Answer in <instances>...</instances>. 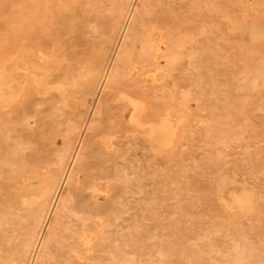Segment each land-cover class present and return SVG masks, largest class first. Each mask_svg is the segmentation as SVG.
<instances>
[{
	"label": "rangeland",
	"instance_id": "rangeland-1",
	"mask_svg": "<svg viewBox=\"0 0 264 264\" xmlns=\"http://www.w3.org/2000/svg\"><path fill=\"white\" fill-rule=\"evenodd\" d=\"M31 1L32 0H0V17L2 18V19H0V21H2L3 24H5L4 25L5 27H4L2 25V23H0V32H1L0 33L1 34L0 35V122H1L0 123V264H3V263L4 264H15V260L13 259V257L10 254V253H12L11 248H13V242L15 241V239L11 238V237H14V234H15L12 231V228H13L14 221L24 222L26 220L24 210L28 205L26 203H23V202L25 199H27L28 191L31 190L37 184H39L38 183L39 182L38 174H39V171H41L43 169L38 168L39 171L38 170L35 171L36 173H34V172L32 173V171H31L32 166L39 159V144H40L39 141L41 140V137L44 134H46L47 131L49 130L50 123L53 121V119L57 118L55 113L57 112V110H59V109H57V107L60 105V100L62 98L63 92L65 91V88H66L65 85H66V82L68 79L67 77H68L70 71L74 70L73 66L74 65L77 66L78 64H80L77 62H79L80 58L83 57L82 56V49H81L82 44H84L85 41L86 42H92V41L98 39V38H95V36H94L95 33L91 34V31H89V32H87V31L92 30L93 26H91V25H94L95 21H97L96 22L97 24L95 23L94 26H97L98 24L101 23L102 20L105 21L106 16L108 15V10L106 9L108 3L106 0H102V1L101 0H96V1H94V0H48V1L47 0H38L37 1L36 0L37 2L35 0H33L32 2ZM92 1H93V3H95V4H93V6L90 5L92 3ZM127 1H128V3L126 2V4H125V11L119 15L120 17L122 16L120 18L121 23L118 26V28L114 31V34H113L111 40L109 41L110 43L109 42L106 43L107 46L105 49L106 52H105V60L103 62V66L106 65V61L112 57L113 51H115V47L117 46V44L120 40L119 38L121 37L122 28H123V26H125V23L128 22L127 19L129 16H127V15L130 12L129 9L133 7V3L136 0H127ZM140 1H142V0H138L137 2H140ZM148 1L152 2L150 10L154 13H158V11L163 13L165 11L164 13H166V14H170V13L172 14L173 12L176 11L175 10L176 8H177V10L180 9L175 14L173 13L172 15L174 17H177L178 16L177 14H179L178 17L179 18L183 17V18H181L183 20V22L186 21V19H187V21L184 22V24L186 23L185 24V29H186L185 34H186V37L188 39L187 47L191 49L193 47V45L191 44L194 42L193 39H195V41L197 40L194 43V47L192 48V50L194 49L195 53H193V55H189V56L187 55L185 57L177 58L178 61L175 60V62L173 64V65H175L174 69L172 70L173 72L171 71V74H173L171 79L174 77L172 82H174V83L176 82L174 84L176 87L171 82V84H172L171 89L176 88V94L179 95L178 97L181 96V98H177L178 101H180V99H181V102L184 101L182 103L186 107V108L185 107L184 108H185V112H186L187 117H184V119L185 118L186 119H185V121L183 120L184 121V122H182L183 125L181 124L182 125L181 126V132L182 131L185 132V133L182 132V136L184 138H186V140L182 136H181L182 138L180 137L181 139H179V138L177 139V136H176L166 146V149L164 148L162 150V149H158V148L151 146L149 144V142L146 140V138H144L142 136L141 137H142V139L144 138V142L141 141L139 138L128 140V138L126 136L127 134H123V138H121V143L119 146L120 149L117 152V156H118L117 157V163L114 164L117 167V172L115 174V180L113 183L114 184V191L111 194H109L110 196L107 195L109 197L106 196V198L102 197V198L97 200V203H99L100 205H102V204L106 205L108 202H113L112 204L115 207L117 206L115 211L108 213L107 216L105 217L104 226H106V227L109 226V227L107 229H104V228H106V227H104L103 229H104L105 233L101 234V236H103V237L100 236L102 240H105L107 237H109V240L106 239L104 241L105 242L104 243L105 245H104L102 240L99 238V241L101 240L99 242L101 245L97 244V247H95V251H94V258L92 259V261L91 260L89 261L90 263L88 262L87 264H110L109 262H111L112 264H114V263L117 264L116 259L119 257L120 254H122V255L124 254L123 256L126 255L125 257H129L128 259L130 260V262H128L127 264H132V263L133 264H150V262H151L150 260L153 257L156 259L158 256V255H156V251L158 249H162V247H163L164 251L168 250L167 252H165V255L169 260H171V261L168 260L167 264H191V263L192 264L193 263L194 264H196V263L197 264H211L212 262H216L215 264H220V263L221 264H244V262H246V264H264L263 263L264 262V258H263L264 253H262V252H264V246H263L264 245V240H263L264 239V237H263L264 231L262 230V229H264L263 228L264 215H262L264 212V203H263L264 202V198H263L264 197V191H263V189H264V175H263L264 174V172H263L264 171V158H263L264 157V111H263L264 110V106H263L264 100H263V98L264 97H262V95H261V97H260L261 99L258 98L260 96V94H263V96H264V91H263L264 90V71H263L264 70V55H263L264 52H262L264 50V47H263L264 46V38H263L264 37V24H263L264 21L262 22V20H264L263 19L264 18V8H262V7H264V0H238L239 2L237 0H228L230 3L227 2V0H191V1H193V3L190 2V0H187V1L186 0H176V1L175 0H172V1H170V0H143V3L142 2H140L139 4L136 3L135 8H134L136 10L133 9L134 13L132 12V15H131L132 16V18H131L132 22H131V24H130V20L128 22V24L130 25L128 28V32L130 29H131L130 32L133 31V25H134L133 23H135V20L139 19L141 17V15L143 14L142 12H144L146 10L145 8H147V2ZM157 1L158 2L162 1V2L158 3ZM188 1L190 4H192V6L188 3H186ZM45 2H47V3L49 2V3L46 4ZM99 2H101V3L99 4ZM172 2H174V3H172ZM180 2H182L184 4H182ZM255 2H257V3H255ZM29 3L32 6H29ZM163 3L164 4L166 3L165 7H164V5H162ZM22 4H24L26 7H27V5L29 6L27 8V10H26V7H23ZM96 4H97L96 7H99L100 9L99 8L97 9L96 7H94V5H96ZM159 4L161 6H159ZM196 4H198V5H196ZM256 4L259 7H257ZM100 5L101 6L103 5L102 7L104 8V10ZM143 5H145V8ZM170 5H171V8L173 7V10L170 8ZM209 5H211V6L213 5V6L212 7L210 6L211 8L209 7V9H208L207 6H209ZM250 6L252 8L251 11L249 10ZM18 7H20V8L22 7L25 10V13L28 12L26 14V16H27L26 22L27 23H25V26H27V27H25V36H27V37H25L26 40H24V42H25L24 44H26V43H28V44L24 45V47H21L20 40H16V38H15V37L19 38L20 37L19 34H21V31L19 32L20 28H18V31L16 29L17 27L21 26L19 23H20V18H21L22 12H21V9H18ZM42 7L44 8L43 9L44 11L42 10ZM89 7L91 9H92V7H94L95 10L94 9L90 10ZM185 7H186V9H185ZM255 7L257 8V10H260L262 8L261 10L263 11V13H261L259 15H263V16L258 15V13L262 12V11L261 10L256 11ZM187 8L188 9L192 8V9H189V12H186V11H188ZM198 8H200L201 10H198ZM204 8H205V10H204ZM225 8H228V9H225ZM231 8H232V11H231ZM235 8L237 11H239V13H237V11L234 10ZM167 9L169 11H167ZM207 9L209 11L206 12ZM29 10H31V11H29ZM93 10H94V12H93ZM161 10H163V11H161ZM100 11H101L102 16L99 14ZM179 11H181V12H179ZM197 11H199V12H197ZM208 12H209V14H207ZM229 12H231L230 14H232V16L229 14ZM1 13H3V14H1ZM10 14H12V15H10ZM194 14H195V16H194ZM226 14L229 15L230 18L234 19V17H237L238 19L235 18V20H233V19L231 20L230 18H228L226 16ZM233 14L235 16H233ZM3 15L6 17H4ZM87 15L90 17H88ZM184 15L186 17L187 16L192 17V18H190V20H192V22H194V23H192L189 20V17L185 19ZM205 15H207V17ZM211 15H212V17L210 18ZM213 15H214V17H213ZM200 16H202V17H200ZM240 16H241V18H240ZM99 17H101V18H99ZM194 17H195V19H194ZM261 17H263V18H261ZM12 18H14V20ZM199 18L201 20H199ZM260 18H261V20H259ZM16 20H17V22H16ZM11 21H13V23L15 25ZM29 21H30V23H29ZM10 22L13 25L10 24ZM44 22L46 24H44ZM222 22H224V23H222ZM88 23H90L91 25ZM199 23H201L202 26L199 25ZM210 23H212L213 25L212 24L209 25ZM217 23H219V24H217ZM206 24H208V25H206ZM247 24H249V25H247ZM10 25H12V26H10ZM89 25L91 28L89 27ZM197 25H199V26H197ZM247 26L251 28V36L248 37V39L246 38V35L243 33V32H245V27H247ZM46 27H47V30H46ZM120 27H121V30H120ZM207 27H209V29ZM13 28H14V30H13ZM79 33H80V35H79ZM88 33H90V36ZM194 33L196 34V36L194 35ZM231 33L232 34L234 33V34L232 35ZM16 34L19 36H16ZM198 34H200L201 37ZM218 34H220V37L217 36ZM13 35H15V37ZM189 35H191V37L193 35L194 36L191 39V37ZM28 36H29V38H28ZM198 36H199V38L197 39L196 37H198ZM223 36L225 39H223ZM229 37L232 38V39L230 38L231 42L229 40ZM219 38L221 40H217ZM226 39H228V40H226ZM14 40H16L15 42H19V43H17V45H16ZM12 41L15 44V46H13L14 44L11 43ZM211 41H214V45L216 47L215 52L218 49L217 52L218 51L220 52V53L218 52V54H219V56L221 55L222 58L221 57H219L220 59L217 58L218 54H216L215 55L216 58L214 57L213 60L209 61V60H207L206 56H204L202 53H200V52H204L203 50L208 49V45ZM227 41L230 44V46L227 43ZM225 42H226V46H225ZM261 43H263L262 44L263 46L260 45ZM7 44L10 47L9 46L7 47ZM10 44H12V46ZM216 45H218V46L221 45V47H218ZM222 46H224V47H222ZM235 46H237L238 48ZM260 46H261V49H260ZM198 47L200 48L199 51H197ZM202 47H204V48H202ZM231 47H232V49L235 48V51L233 49L234 52L232 51ZM111 48H113V49H111ZM262 48H263V50H262ZM4 49H7V50H4ZM251 49H253V50L251 51ZM257 49H260L261 51L258 52ZM225 51H227V52H225ZM255 51H257L258 54L260 53L258 55L259 57L255 54L256 53ZM10 52H11V54H10ZM28 53L31 55V57L29 56ZM221 53L222 54L224 53V54L222 55ZM236 53H237V55L234 56V54H236ZM26 54H28V56ZM226 54H229V55H226ZM242 54H245L246 56L245 55L242 56ZM23 55H24V57H26V56L27 57L24 58ZM228 56L229 57L231 56V57L229 58ZM191 57H194V58L192 59ZM200 57H203V58H200ZM223 57H225L227 59H225ZM182 58H184V59H182ZM188 58H190V59H188ZM241 58L244 59V61L242 59L243 62L240 61ZM217 59H219V60H217ZM185 60H186V64L184 63ZM228 60L230 61L229 63H227ZM224 61H225V63H224ZM188 62H189V64H188ZM197 62H199V66H197V64H195ZM27 63H29V64H27ZM190 63H191V66H190ZM213 63L215 64V66ZM219 63H221V65L218 66ZM230 63L232 66L230 65ZM177 64H179V65H177ZM216 64H217V66H216ZM226 64H228V65H226ZM242 64H244V65H242ZM182 65L183 66L185 65L184 67H186V68H184ZM223 65H225L226 67L225 66L223 67ZM229 65L231 68L227 67ZM234 65L236 67L234 70H237V71H234L232 69V68H234ZM239 65H242L241 67H243V66L244 67L241 68V67H239ZM192 66H193V68H190ZM195 66H196V69L199 68L198 73L196 72V69H194ZM219 67H221L220 70L218 69ZM258 67H259V69H257ZM180 68L181 69H188V70H184L183 73H182V71L179 73V71L181 70ZM189 68L192 69L193 71L189 70ZM223 68H226V69H223ZM31 69H32V71H31ZM238 69L239 70L241 69V71H239ZM217 71H218V73H217ZM242 71H243V73L244 72L245 73L243 74ZM11 72H13V73L11 74ZM236 72H238L239 74L237 75ZM249 72H250V74L248 75ZM241 73H242V75H241ZM215 74H216V76H215ZM239 75H240V77H242V76L243 77L238 79ZM191 76L193 79L190 78ZM222 76H223V78H222ZM224 76H225V78H224ZM246 76H247V78H246ZM103 77L104 76L100 77L99 83ZM229 77H231V78H229ZM200 78H203V80ZM197 79H199L200 81ZM214 80H217L216 83ZM222 80H223V83L221 82ZM225 80H227V81H225ZM238 80H239V82H238ZM60 81H61V83H59ZM189 81H192L193 83L191 82L190 84H188ZM212 81H214V82H212ZM224 81H225V83H224ZM229 81H230V83H229ZM232 81H234V82H232ZM246 81L247 82L249 81V82L246 83ZM205 82L207 85L205 84ZM62 83H64V84H62ZM228 83H229V85H228ZM240 83L242 84V86H240ZM192 84H194V85L192 86V88L189 89L187 86H191ZM238 84L240 87L238 86ZM224 85H225V88H223ZM177 86H178V88H177ZM209 87H210V89H209ZM237 87H239V88L237 89ZM226 88H227V90H226ZM59 89H60V91H59ZM181 89H183V90L185 89L184 91L187 93L184 94V91ZM199 90H201V91H199ZM31 91H32V93H31ZM202 91H205L206 94ZM258 91H260V92H258ZM177 92H179V93H177ZM199 92H201V94H198ZM243 93L245 95H243ZM258 93H260V94H258ZM60 94H62V95H60ZM186 94H187V96H186ZM197 94H198V97L197 96L194 97ZM203 94H205V95H203ZM252 94H254L255 96L257 95L258 97L256 96V99H255V96L253 97ZM29 95H30V97H29ZM182 95L184 97H182ZM199 95H200V97L203 96V99H202V97L199 98ZM237 95H239V96H237ZM210 96H211V98H210ZM242 96H245L247 98V100L245 97H244L245 99L242 98ZM187 97L189 98V100ZM185 98H186V100H185ZM192 98H194L195 100ZM198 99H202L203 101L202 100L201 101L204 103L205 106L207 104L208 107L204 108L203 103H200L201 102L200 100L198 102ZM196 100H197V102H196ZM205 100H206V102L208 100H210V102L208 101L206 103ZM249 100H251V101H249ZM261 100H262V102H261ZM159 101L162 102V100H159ZM171 101L173 102V98L171 99ZM186 101H188L189 103ZM58 103H59V105H58ZM192 103H194V104H192ZM197 104L202 106L201 107L202 109L201 108L199 109L202 113L198 110L199 106ZM249 104H251V105H249ZM242 106H243V108H242ZM253 106L255 107V109ZM219 107L223 108V112H221L222 108L220 110ZM34 108H35V110H34ZM50 108H51V110L49 112ZM252 108L254 110L251 111ZM186 109L188 111H186ZM203 110H205V111H203ZM256 110L258 112H256ZM260 111L263 113H260ZM203 112H204V114H203ZM215 112H217V113H215ZM48 113H51V114H48ZM90 114H91V111H87V113L83 112V114L81 116H78L76 118L75 125L77 127L74 130L73 136H72V139H73L72 141H73L74 145H76L78 143L77 140L79 141L78 138L80 137L81 133H83L84 128H85V123L87 121V117ZM194 114H196L197 116ZM198 114H199V116H198ZM206 114H207V116H206ZM240 114H241V117H240ZM200 115H202V117ZM216 115L219 117H217ZM204 116L206 117L207 120L210 119L211 117H213L214 120L211 118L210 120H208L209 121L208 122ZM96 117H98V115L97 116L93 115L90 117V119L91 118L95 119ZM198 118H200V120ZM202 118H204V119H202ZM188 119H191V120L193 119V120L188 121ZM212 120L214 122H212ZM236 120L238 121V124H236L237 123ZM186 121H188L189 123ZM198 121H200V123ZM239 121H241V124ZM218 122H219V124H218ZM234 122H236V123H234ZM48 123H49V125H48ZM210 124H212V125H210ZM214 124H216L217 126ZM233 124L235 126H233ZM245 124H246V126H245ZM256 125L257 126L259 125V126L257 127ZM192 126H194V127H192ZM243 126H245V127L242 128ZM182 127H184V128H182ZM190 127L195 128L196 130L192 129V131H193V133H192ZM197 127H199V128H197ZM250 127H251V129L253 128L252 129L253 131L250 129ZM188 128L190 130L187 131L188 132V137H187L186 130ZM222 129H224V130H222ZM190 131H191V133H190ZM212 132H214V134ZM239 132H241V133H239ZM235 133H237V134H235ZM193 134H194V137H193ZM229 134L231 137L228 136ZM218 135H219V137H218ZM257 135L258 136L260 135L259 136L260 139ZM254 136H255V138H254ZM38 138H39V140H38ZM202 139H203V141H202ZM253 139L254 140L256 139V141H254ZM182 140H183V142H182ZM186 141H187V143H186ZM201 141L204 143H201ZM222 141H224V142L222 143ZM241 141H242V143H241ZM252 141H254V143ZM32 142H34V143L32 144ZM219 142H220V144H219ZM251 142L253 143L252 146H251ZM243 143L245 145H243ZM2 144H4V145H2ZM207 144H208V147L206 146ZM213 144L215 145V147L212 146ZM228 144L229 145L231 144V145L229 146ZM233 144H235V145H233ZM219 145H223V146H219ZM237 145H239V146H237ZM261 145H262V147H261ZM185 146H186V148H185ZM220 147L221 148L226 147V148L221 149ZM229 147H230V149H229ZM246 147L250 148V149L247 150ZM19 148L22 150H20ZM236 148L237 149L239 148L238 151ZM241 148H243V149H241ZM148 149L150 150V152L151 151L152 152L149 153ZM182 149H184V150H182ZM186 149H188V151ZM231 149H233V150H231ZM253 149H254V151H253ZM23 150H25V151H23ZM203 150L206 151V153ZM217 150H218V152L216 153ZM228 150L230 153L228 152ZM234 150L236 151V153ZM222 151L225 152L223 155H222ZM239 151L240 152L246 151V152L245 153H239ZM248 151H251V153L249 152L250 153L249 154ZM261 151H262V153H261ZM162 152H165V153H162ZM207 152H208V154H207ZM226 152L229 154H227ZM257 152L259 154H257ZM260 153L263 154V156ZM184 154H186V156H184ZM235 154L238 155L239 157L235 156ZM254 154L257 156V158H256V156H254ZM163 155L165 157H163ZM137 156H139V157H137ZM180 156H184V157L181 158ZM195 156H196V159L194 158ZM175 157H177V158H175ZM235 157L239 158V160L237 161V159H234ZM242 157H244V160ZM245 157H247V158L250 157V158L247 159ZM35 158H37V159H35ZM222 158L224 160L223 163L221 162V161H223ZM258 158L260 159L259 161L261 163L258 161ZM178 159H180V160H178ZM204 159H206V160H204ZM217 159H219V161ZM216 160H217V162H215ZM67 161L69 162V160H67ZM182 161H184V162H182ZM186 161H188V162L186 163ZM68 162H66V164L64 165V168H66V169L68 167ZM165 162H166V164L163 165V163H165ZM173 162H175V163H173ZM198 162H199V164H198ZM228 162H229V164H228ZM171 163H173V164H171ZM226 163L228 165V169H227ZM233 163H234V165H233ZM235 163H237L236 165L238 168H236ZM185 164H187L188 166ZM215 164H217V165L215 166ZM253 164H255V165H253ZM91 165L94 166L95 164L92 163ZM137 165H139V166H137ZM189 165H191V166H189ZM251 165H253L254 167H251ZM172 166H174V167H172ZM175 166H176V168H175ZM178 166H180L181 168L179 167L177 169ZM205 166H207V167H205ZM211 166H212V168H211ZM257 166H258L259 170L261 169L260 173L263 172V174L258 173L259 171L256 172V170H258V169L257 168L255 169V167H257ZM152 168L153 169L155 168V170H153ZM66 169H64V170H66ZM159 169H160V171H158ZM214 169L217 173L215 171H213ZM247 169L250 171L248 172ZM188 170H190V171H188ZM220 170H221V172H220ZM251 170H252V172H254V170H255L254 175L251 172ZM155 171H156V176L154 175ZM157 172H159V173H157ZM163 172L164 173L167 172L166 175ZM203 172H204L205 176H204ZM211 172H212V174H210ZM181 173H184V175ZM207 173H209V174H207ZM167 174L168 175L170 174L171 176L169 175V177H168ZM130 175H132V176H130ZM209 175H213V177H211ZM235 175L237 176V178L235 177ZM32 176H35V177L32 178ZM154 176H155V178L153 179ZM183 176H184V178H183ZM252 176H254V177H252ZM71 177H72V175H71ZM232 177H234V178H232ZM166 178H168V179H166ZM177 178H178V181L176 180ZM225 178H227V180H225ZM230 178H231V180H230ZM35 179L38 180V182ZM129 179H131V180L127 181ZM143 179H144V181H141ZM233 179H237V180H233ZM245 179H246V181H245ZM257 179H258V181H257ZM146 180H148V181L146 182ZM21 181H22V183L23 182L24 183L22 184ZM214 181H215V183H214ZM228 181H229V183H228ZM129 182H131V183H129ZM173 182H175V183H173ZM181 182L184 184H181ZM209 182L210 183L212 182L213 184L212 183L210 184ZM226 182L228 183V185L231 184V186L227 185V187H226ZM253 182L256 184L258 183V185L254 184ZM223 183H225V184H223ZM236 183H238V184H236ZM249 183L252 184V186L254 185L253 186L254 188ZM174 184H176V187L174 186ZM20 185H21V187H20ZM234 186H235V188H234ZM247 186H248V190H247ZM187 187H189V188H187ZM230 187H232L234 189V191ZM255 187L256 188L258 187L259 189L257 188L258 189L257 190V189H255ZM178 188H180L182 190H180ZM192 188L194 189L193 191H192ZM214 188H216V189H214ZM229 188L231 191L229 190ZM25 189H27V190H25ZM199 190H201V192ZM213 190H215V191H213ZM219 190L221 192H219ZM182 191H184V192H182ZM190 191H191V194H190ZM196 191H197V193H196ZM238 191L240 193H237ZM258 191L261 192V195H260V192H258ZM181 192H182V194H181ZM227 192H228V194H227ZM247 192H248V194H246L247 197H245L243 195V193H247ZM256 192H257V194H255ZM232 194L235 195L234 198H237V199L232 198L233 197V196H231ZM197 195H199L200 197ZM238 195H239V197H237ZM251 195L254 197H252ZM256 195L259 198L255 197ZM17 196L19 197L20 203H19V201L15 203V199L17 198ZM223 196H224V198H222ZM240 196L241 197L243 196V197L241 198ZM23 197H25V199H22ZM194 197L196 199H194ZM212 197H214L215 199ZM260 197H261V199H260ZM133 198L136 199L135 202H134ZM153 198H155V199H153ZM161 198L163 199V201ZM140 199H141V202H139ZM150 199L151 200L153 199V200L151 201ZM204 199H206V200L204 201ZM238 199L239 200L243 199V201H241V203H240V202L236 201ZM256 199H258V200H256ZM130 200H131V202H130ZM193 200H195V201H193ZM233 200L236 202V204H235V202H233ZM105 201H106V203H105ZM132 201H133V203H132ZM215 201L218 203H216ZM227 201H230V202L228 203ZM176 202H178V203H176ZM203 202H206V203H203ZM237 202H238V204H237ZM244 202L246 204H244ZM252 202H255V203H252ZM126 203L128 204V206ZM202 203H203V205H202ZM147 204H148V206H147ZM15 205H17V206H15ZM140 205H141L142 209L139 207ZM151 205H152V207H151ZM252 206L254 208L251 212ZM18 207H20L21 209L23 208L22 209L23 211ZM47 207L48 208L50 207L49 203H47V205L45 206V210ZM119 207H120V209H119ZM204 207H206V208H204ZM228 207H231V208H228ZM248 207H249V209H248ZM17 208H18V210H17ZM132 208H134V209L132 210ZM227 208H228V210H225ZM241 208L244 209L245 211H243ZM259 208L261 211L257 210ZM130 209H131V211L129 212ZM147 209H148V211H147ZM45 212L46 211H44L43 213L46 214L47 212L46 213ZM233 212H235V213H233ZM248 212L249 213L254 212V213L251 214L252 215L251 216ZM57 213H58V215L55 214L54 215L55 217H53V219L58 220L59 217H60V219L62 218L61 224H58L59 225L58 227L61 230H63L64 232L67 231L69 229V227H72L71 226L72 223L69 221H71V219H73V218L74 219L78 218V216L75 215L76 214L75 211L74 212L73 211L67 212L64 210V206H60L57 209ZM59 213H61L60 216H59ZM225 213H226V215H225ZM260 213H261V215H260ZM73 215L76 217H73ZM121 215H123V216H121ZM126 215H127V217H126ZM241 215H243V216L241 217ZM244 216L245 217L247 216V217L243 218ZM254 216H256V217L254 218ZM129 217H131V220L129 219ZM12 218H13V220H11ZM186 218H188V219H186ZM238 218H240V219H238ZM260 218L261 219L263 218L262 219L263 221ZM182 219H184V220H182ZM205 219H207V220H205ZM237 219H238V221H237ZM244 219L246 222L243 221ZM115 220H116V222H115ZM188 220H189V222H187ZM192 220L193 221L196 220V221L193 222ZM228 221L229 222L231 221L230 223L232 225ZM137 222H139V224H136ZM181 223H184L186 226L184 224H181ZM187 223H188V225H187ZM197 223H198V225H196ZM253 223H255V224H253ZM227 224H228V226H227ZM247 224H248V226H247ZM250 224H252L251 228H250V226H251ZM261 224H263V225H261ZM177 225H181V227L180 226L177 227ZM182 225H184V226H182ZM241 225H245V226L242 227ZM56 226H57V224H56ZM110 226H113L112 227L113 229H111ZM119 226H120V228H119ZM226 226H227V228H226ZM234 226H236V227H234ZM259 226L260 227L262 226V229ZM177 228H178V230H177ZM188 228L191 230H188ZM259 228H260V230L258 232L256 229H259ZM174 229H176V231ZM116 230H117V232H116ZM236 230H237V232H236ZM107 231H109V232H107ZM168 231H169V233H168ZM171 231L172 232L175 231V232L172 233ZM178 231H179V233H178ZM189 231H191V232H189ZM218 231H219V233H218ZM256 231H257V233L255 235L254 233ZM49 232H50V234H49ZM111 232L114 233V237H115L116 233H119V235L116 234V237L114 238L113 233L110 234ZM132 232H133V234H132ZM159 232L160 233L163 232V234H160ZM125 234L127 236H125ZM200 234L202 236H200ZM208 234H209V236L211 235L212 237L211 236L209 237ZM117 235H118V237H117ZM148 235H149V237H148ZM180 235H182V237H180ZM219 235H220V237H219ZM254 235H255L254 239H256L254 241H257V242H254L252 240ZM47 236L45 237L44 241L48 242V243L43 242L44 243V244H42V247L44 246L43 248L40 246L43 250L39 247L38 251H37V248H35L36 244H35V246H32L31 247V250H32L31 253L32 254L29 253L28 257H26L24 259V261H23L24 264H26V263L27 264H36L37 260H38L37 264H61L62 261H63L62 264H67V263L68 264L69 263L70 264H77V260H75L73 263L70 262L69 249H68V247L65 246L68 244L67 239H64L65 241H63L61 239V237H58L60 240L57 238L51 237V236H53L52 230L48 231ZM105 236H107V237H105ZM146 236H147V239H146ZM185 236H186V238H185ZM204 236H206L207 238ZM232 236H233V238H232ZM249 236L250 237L252 236V238H250ZM5 237H7L8 240ZM104 237H105V239H104ZM138 237H140L141 239ZM47 238H49L50 240H48ZM124 238H126V239H124ZM127 238H129V239L127 240ZM159 238H160V241H162V242L159 241ZM183 238L186 241L188 240V242H186ZM192 238H193V240H192ZM247 238H248L249 243L251 242L249 239L252 240V242H251L252 245H251V243H250V245L246 244L248 242V241H246ZM51 239H54V240H51ZM110 239H111V241H110ZM180 239H182L183 241H181ZM207 239H209V243H208V241H206ZM212 239H214V240H212ZM155 240H158V241L155 242ZM194 240H198L199 242L196 241L197 242L196 243ZM210 240H211V242H210ZM261 240H262V242H261ZM7 241H8V243H7ZM10 241H11V243H10ZM49 241H51V242H49ZM147 241H151V242L153 241V242L151 243V242H147ZM124 242H125V244H124ZM181 242H185L184 244L187 243L188 246H187V244H186V246L183 243L181 244ZM258 242H260L259 245H257ZM60 243H63V244H60ZM244 243H245V245L242 246V244H244ZM59 244H60V247L58 246ZM102 244H103V246H102ZM106 244H107V246L108 245H110V246L107 247ZM111 244L113 247L111 246ZM189 244H190V246H189ZM235 244L237 246H234ZM175 245L178 247L181 246V248L183 250L180 248L176 249ZM240 245L242 246V248ZM246 245L250 247L249 250H248L249 247H247ZM45 246H47V247H45ZM104 246L106 247L107 250L104 248ZM120 246H122V247L124 246L125 248L124 247L122 248ZM151 246L153 249L151 248ZM194 246H196V247L198 246V247L196 248ZM251 246H259V247L251 248ZM61 247H63V248H61ZM115 247H116V249H115ZM169 247H170V249H169ZM188 247H190V248H188ZM208 247H209V249H208ZM96 248H98L99 251H101L102 253L100 252L101 253L100 254L99 251L97 253L98 249H96ZM112 248H113V250L109 251ZM172 248H174V249L172 250ZM191 248H192V250H191ZM256 248L258 249V251H257L258 254H257V257L255 258L254 256H256V255L253 256L252 254L255 253V251L257 250ZM123 249L126 250L125 253H124L125 250H123ZM188 249H190V253H192L191 256H190V254H188V251H189ZM204 249L206 250L208 255H207V253L202 252ZM115 250H116V253H115ZM118 250L121 251L120 254L118 253ZM122 250H123V252H122ZM205 250H204V252H205ZM237 250H240V251L237 252ZM250 250L253 252H251ZM39 251H41V252H39ZM183 251H184V253H183ZM7 252H10V253H7ZM110 252L115 253L116 255L111 254ZM197 252H198V254H197ZM35 253H38V254L35 255ZM44 253L47 254V257H46V255H44ZM129 253L130 254L132 253L131 255H133V257ZM172 253H174V254H172ZM234 253H235V255H237V258L239 257L238 260H236L237 263H236V261L233 260V256H235ZM8 254H9V256H8ZM127 254L130 256H128ZM154 254H155V256H154ZM187 254H188V256H186L187 257L186 258L185 255H187ZM215 254H216V261L214 260ZM63 255H64V257H63ZM173 255H175V259H174ZM239 255H242V256H239ZM36 256H37V258H36ZM149 256H150V258H149ZM38 257H39V259H38ZM105 257L110 258V260L106 259ZM140 257H141V259H140ZM145 257H147V258H145ZM179 257L180 258L185 257V259L182 258L181 259L182 261H181V260H178V259H180ZM102 258H103V260H101ZM138 258L142 261H140ZM209 259H211V260H209ZM261 259H262V262L258 263V260H261ZM58 260H60V263ZM106 260H108V261H106ZM154 260L152 259V262ZM175 260H178L180 262H178V261L176 262ZM30 261H32L34 263H32ZM120 261H119V259H117V262L119 264L121 263ZM106 262H108V263H106ZM151 264H154V263H151ZM212 264H214V263H212Z\"/></svg>",
	"mask_w": 264,
	"mask_h": 264
},
{
	"label": "bare ground",
	"instance_id": "bare-ground-1",
	"mask_svg": "<svg viewBox=\"0 0 264 264\" xmlns=\"http://www.w3.org/2000/svg\"><path fill=\"white\" fill-rule=\"evenodd\" d=\"M33 1V0H32ZM31 1V2H32ZM36 1V0H35ZM38 1V0H37ZM36 1V2H37ZM48 1V0H47ZM96 1V0H94ZM102 1V0H101ZM108 5L106 7V9L108 10V15L106 16V19L105 21H101L100 24H98L97 26H94L95 23L97 21H95L94 25H91L93 26L92 27V30H88L87 32L91 31V34L92 33H95L94 36L95 38H98L97 40H94L92 42H86L84 44H82V58H80L79 62L77 63H80L78 64L77 66H73V69L74 70H71L69 75H68V79H67V82H66V88H65V91L63 92V95H62V98L60 100V105L58 103V107L57 109V112L55 113L57 118L53 119V121L50 123V128L49 130L47 131L46 134H44L42 137H41V140L39 141L40 144H39V159L38 161H36L34 163V165L32 166L31 168V171L32 173H36L35 171L38 170V168H42L43 170L39 171V182L38 180H36L39 184H37L36 186H34L31 190L28 191V194H27V199H25V197H23L22 199H25L23 203H26L27 207L25 208L24 212H25V218L26 220L24 222H16L14 221L13 223V228H12V231L15 233L14 234V237H11L12 239H15V241L13 242V248L12 249V253L10 252H7V253H10L11 256L13 257V259L15 260V264H24L23 261L26 257H28L29 253H31V247L32 246H35V248H37V251H38V248L41 246L42 247V244H44L43 242L45 237L48 235V231L49 230H52V234L53 238H57L59 239L58 237H61V239L63 241H65L64 239H67L68 241V244L65 245L66 247H68L69 249V253H70V262H74L75 260H77V264H87L90 260L92 261V259L94 258V251H95V247H97V244L99 245L100 241L102 240L101 237V234L102 233H105L104 232V229H107L108 227L104 226L105 224V217L107 216L108 213L112 212V211H115L116 210V207L112 204L113 202H108L106 205H100L99 203H97V200L102 198V197H105L109 194H111L113 191H114V180H115V174L117 172V167L114 165L117 163V152L118 150L120 149L119 146H120V143H121V138H123V134H127V138L128 140H132V139H136V138H139L141 141L144 142V138H146V140L149 142V144L155 148H158V149H166V146L177 136V139H181L183 136H182V132H181V126L183 125L182 122L185 121L184 117H187L186 116V112H185V105H183L182 101L181 102V99L180 101H178L177 98H181L178 97L179 95L176 94V88L174 89H171V82L173 81V78L171 79V77L173 76V74H171V71L174 69V62L175 60L178 61L177 58L179 57H185V56H189V55H193L194 52V49L192 50V48L194 47V43L197 41H195V39H193V43H191L193 45V47L190 49L187 47L188 45V39L186 37V29H185V24L184 22L187 21L186 18H188L189 16H185V19L186 21L183 22V20L181 18H179V14H177L178 16L177 17H174L172 14L176 13L178 10L177 8L175 9L176 11L173 12L172 14H166V13H161L160 11H158V13H154L150 10V7H151V1H148L147 2V8H145V5L144 8L146 9L144 12H142L143 14L141 15V17L137 20H135V23H133V31L128 32V28H129V20H130V24L132 22V12L134 13L133 9L135 8V5L136 3H140L142 2L143 3V0L140 1V2H137L138 0H136L134 3H133V7L130 8V12L128 13L127 16L128 19H127V23H125V26H123L122 28V33H121V37L119 38V42L117 44V46L115 47V51H113V55L110 59H108L106 61V65L103 66V62L105 60V49H106V43L109 42L114 34V31L118 28V26L120 25L121 21H120V17L119 15L125 11V4L126 2L128 3L127 0H106ZM172 1V0H170ZM176 1V0H175ZM187 1V0H186ZM238 1V0H237ZM27 2V1H26ZM145 2V1H144ZM158 2V1H157ZM162 2V1H160ZM158 2V3H160ZM185 2V1H184ZM190 2L193 3V1L190 0ZM206 2V1H205ZM227 2H229L227 0ZM236 2V1H235ZM234 2V3H235ZM239 2V1H238ZM35 3V2H34ZM46 4H48L47 2H45ZM44 3V4H45ZM101 2H99L100 4ZM104 3V2H103ZM141 3V4H142ZM174 3V2H172ZM182 3V2H180ZM188 4V2H186ZM185 3V4H186ZM230 3V2H229ZM257 3V2H255ZM254 3V4H255ZM261 3V2H260ZM43 4V5H44ZM93 1L92 3L90 4L91 6H93ZM140 4V5H141ZM184 4V3H182ZM253 4V5H254ZM23 7H26L24 4H22ZM21 5V6H22ZM166 5V3L162 4ZM192 6V4H190ZM198 5V4H196ZM234 5V4H233ZM251 5V4H250ZM257 5V4H256ZM29 6H32L30 5L29 3ZM27 5L26 7V10L27 8L29 7ZM96 5H94V7H96ZM99 6V5H98ZM101 6V5H100ZM103 6V5H102ZM101 6V7H102ZM158 6V5H157ZM159 6H161L159 4ZM178 6V5H177ZM195 6V5H194ZM211 5L207 6V8L209 9ZM213 6V5H212ZM211 6V7H212ZM245 6V5H244ZM44 7V6H43ZM42 7V10L44 9ZM46 7V6H45ZM92 7V9L95 10V8ZM131 7V6H130ZM183 7V6H182ZM210 7V8H211ZM246 7V6H245ZM257 7H259L257 5ZM97 9L99 7H96ZM103 8V7H102ZM161 8V7H160ZM159 8V9H160ZM170 8H171V5H170ZM241 8V7H240ZM249 8V7H248ZM256 8V7H255ZM264 8V7H262ZM261 8V9H262ZM18 9H21V18H20V27H17V31H18V28L19 29V32L21 31V34L19 38L15 37V35H13L16 40H20V44H21V47H24V45H27L28 43L24 44V40L25 37V23L26 22V14L28 13H25V10L21 7H18ZM90 10H92L90 7H89ZM100 9V8H99ZM173 10V7L171 8ZM186 9V7H185ZM188 9V8H187ZM189 9H192V8H189ZM189 9L188 11L186 12H189ZM197 9V8H196ZM206 10L209 11V10ZM213 9V8H212ZM225 9H228V8H225ZM251 6L249 8V10L251 11ZM260 9V10H261ZM2 10V9H1ZM37 10V9H36ZM93 10V12H94ZM104 10V8H103ZM136 10V9H134ZM164 10V9H163ZM161 10V11H163ZM198 10H201L200 8H198ZM205 10V8H204ZM216 10V9H215ZM218 10V9H217ZM236 10V8L234 9ZM256 11H260V10H257V8L255 9ZM20 11V10H19ZM31 11V10H29ZM44 11V10H43ZM97 11V10H96ZM167 11H169L167 9ZM231 11H232V8H231ZM237 11V10H236ZM262 11V10H261ZM37 12V11H36ZM92 12V13H93ZM103 12V11H102ZM181 12V11H179ZM178 12V13H179ZM185 12V13H186ZM199 12V11H197ZM213 12V11H212ZM215 12V11H214ZM225 12V11H224ZM223 12V13H224ZM43 13V12H42ZM90 13V12H89ZM97 13V12H96ZM104 13V12H103ZM222 13V14H223ZM231 12H229L230 14ZM237 13H239V11H237ZM252 13V12H251ZM263 13L262 12H259V14ZM3 14V13H1ZM41 14V13H40ZM44 14V13H43ZM48 14V13H47ZM94 14V13H93ZM99 14L102 16L101 14V11L99 12ZM209 14V12L207 13ZM12 15V14H10ZM106 15V14H105ZM191 15V14H190ZM202 15V14H201ZM232 16V14H230ZM238 15V14H237ZM254 15V14H253ZM4 16V15H3ZM88 16V15H87ZM98 16V15H97ZM96 16V17H97ZM104 16V15H103ZM195 16V14H194ZM207 17V15H205ZM204 16V17H205ZM221 16V15H220ZM225 16V15H224ZM226 16L228 18L229 15L226 14ZM225 16V17H226ZM233 16H235L233 14ZM259 16H263V15H259ZM6 17V16H4ZM12 17V16H11ZM90 17V16H88ZM95 17V16H94ZM202 17V16H200ZM212 17V15L210 16V18ZM214 17V15H213ZM217 17V16H216ZM101 18V17H99ZM105 18V17H104ZM126 18V17H125ZM190 18L192 17H189V20ZM197 18V17H196ZM209 18V19H210ZM219 18V17H218ZM217 18V19H218ZM223 18V17H222ZM238 19L237 17H234L233 18H230L231 20H235ZM241 18V16H240ZM259 18V17H258ZM263 18V17H261ZM261 18L259 20H261ZM0 19H2L0 17ZM11 19V18H10ZM14 20V18H12ZM98 19V18H97ZM184 19V20H185ZM195 19V17H194ZM198 19V18H197ZM206 19V18H205ZM208 19V18H207ZM214 19V18H213ZM225 19V18H224ZM264 19V18H263ZM90 20V19H89ZM96 20V19H95ZM199 20H201L199 18ZM230 20V21H231ZM254 20V19H253ZM85 21V20H84ZM99 21V20H98ZM124 21V20H123ZM192 22V20H190ZM210 21V20H209ZM213 21V20H212ZM227 21V20H226ZM250 21V20H249ZM256 21V20H255ZM264 20H262L263 22ZM13 23V21H11ZM10 22V24H12ZM17 22V20H16ZM19 22V21H18ZM93 22V21H92ZM126 22V21H125ZM0 23H2V25L4 26L5 24H3L2 21H0ZM30 23V21H29ZM124 23V22H123ZM194 23V22H192ZM224 23V22H222ZM14 24V23H13ZM12 24V25H13ZM44 24H46L44 22ZM97 24V23H96ZM196 24V23H195ZM198 24V23H197ZM212 23H210L209 25H211ZM219 24V23H217ZM228 24V23H227ZM230 24V23H229ZM251 24V23H250ZM264 24V22H263ZM10 25V26H12ZM15 25V24H14ZM48 25V24H47ZM89 25V27H90ZM191 25V24H190ZM199 25H201V23H199ZM197 25V26H199ZM204 25V24H203ZM208 25V24H206ZM213 25V24H212ZM236 25V24H235ZM249 25V24H247ZM88 26V25H87ZM132 26V25H131ZM202 26V25H201ZM243 26V25H242ZM5 27V26H4ZM205 27V26H204ZM217 27V26H216ZM233 27V26H232ZM2 28V27H1ZM45 28V27H44ZM87 28V27H86ZM91 28V27H90ZM132 28V27H131ZM209 29V27H207ZM218 28V27H217ZM238 28V27H237ZM89 29V28H88ZM212 29V28H211ZM230 29V28H229ZM14 30V28H13ZM46 30H47V27H46ZM80 30V29H79ZM120 30H121V27H120ZM200 30V29H199ZM204 30V29H203ZM231 30V29H230ZM236 30V29H235ZM253 30V29H252ZM255 30V29H254ZM16 31V32H17ZM45 31V30H44ZM239 31V30H238ZM79 32V31H78ZM199 32V31H198ZM226 32V31H225ZM235 32V31H234ZM1 33V32H0ZM3 33V32H2ZM8 33V32H7ZM18 33V32H17ZM27 33V32H26ZM197 33V32H196ZM229 33V32H228ZM245 35H246V38L248 39V37L251 36V28L250 27H245V32H243ZM89 36H90V33H88ZM207 34V33H206ZM209 34V33H208ZM211 34V33H210ZM230 34V33H229ZM232 34V33H231ZM234 34V33H233ZM232 34V35H233ZM1 35V34H0ZM8 35V34H7ZM16 34V36H19ZM80 35V33H79ZM86 35V34H85ZM117 35V34H116ZM188 35V34H187ZM194 35L196 36V34L194 33ZM193 35V36H194ZM200 36V34H198ZM222 35V34H221ZM30 36V35H29ZM28 36V38H29ZM88 36V37H89ZM119 36V35H118ZM191 37V35H189ZM188 36V37H189ZM192 36V37H193ZM196 37L197 39L199 38ZM218 37H220V34L217 35ZM8 37V36H7ZM79 37V36H78ZM81 37V36H80ZM191 37V39H192ZM201 37V36H200ZM204 38V37H203ZM231 37H229V40H230ZM237 38V37H236ZM257 38V37H256ZM264 38V37H263ZM83 39V38H82ZM223 39L224 36H223ZM232 39V38H231ZM238 39V38H237ZM12 40V39H11ZM14 40V42L16 41ZM29 40V39H28ZM85 40V39H84ZM87 40V39H86ZM217 40H221L220 38L217 39ZM228 40V39H226ZM236 40V39H235ZM88 41V40H87ZM122 41V42H121ZM225 41V40H224ZM249 41V40H248ZM260 41V40H259ZM202 42V41H201ZM231 42V40H230ZM250 42V41H249ZM13 43V41L11 42ZM17 43L19 42H15V44L17 45ZM110 43V42H109ZM205 43V42H204ZM208 43V42H207ZM228 43V41H227ZM4 44V43H3ZM9 44V43H8ZM7 44V47L9 46ZM14 44V43H13ZM15 44L13 46H15ZM201 44V43H200ZM223 44V43H222ZM229 44V43H228ZM244 44V43H243ZM263 43H261L260 45H262ZM12 46V44H10ZM205 45V44H204ZM203 45V46H204ZM224 45V44H223ZM233 45V44H232ZM29 46V45H28ZM190 46V45H189ZM202 46V45H201ZM218 46V45H216ZM225 46H226V42H225ZM228 46V45H227ZM230 46V44H229ZM243 46V45H242ZM259 46V45H258ZM263 46V45H262ZM10 47V46H9ZM26 47V46H25ZM196 47V46H195ZM218 47H221L218 46ZM224 47V46H222ZM237 47V46H235ZM241 47V46H240ZM247 47V46H246ZM253 47V46H252ZM257 47V46H256ZM264 47V46H263ZM29 48V47H28ZM204 48V47H202ZM215 45H214V41H211L208 45V49L205 51L203 50L204 52H200L202 53L204 56H206L207 60L211 61L214 59V57L216 58V54H218L217 50L215 52ZM227 48V47H226ZM225 48V49H226ZM238 48V47H237ZM251 48V47H250ZM258 48V47H257ZM8 49V48H7ZM7 49H4V50H7ZM15 49V48H14ZM113 49V48H111ZM199 47L197 49V51H199ZM222 49V48H221ZM220 49V50H221ZM232 49V47H231ZM230 49V50H231ZM234 51H235V48H233ZM232 49V51H233ZM260 49H261V46H260ZM260 49H257L258 52L261 51ZM108 50V49H107ZM223 50V49H222ZM229 50V49H228ZM238 50V49H237ZM236 50V51H237ZM253 49H251L252 51ZM255 50V49H254ZM263 50V48H262ZM3 51V50H2ZM196 51V50H195ZM201 51V50H200ZM233 51V52H234ZM108 52V51H107ZM223 52V51H222ZM227 52V51H225ZM224 52V53H225ZM244 52V51H243ZM256 55L258 56L259 54L257 53V51H255ZM264 52V50L262 51ZM261 52V53H262ZM220 53V52H219ZM223 53V54H224ZM229 53V52H228ZM241 53V52H240ZM11 54V52H10ZM24 54V53H23ZM29 54V53H28ZM28 54H26L28 56ZM222 54V53H221ZM222 54V55H223ZM233 54V53H232ZM254 54V53H253ZM263 54V53H262ZM2 55V54H1ZM22 55V54H21ZM25 55V56H26ZM196 55V54H195ZM194 55V56H195ZM226 55H229V54H226ZM237 55L234 54V56ZM245 54H242V56H244ZM264 55V54H263ZM7 56V55H6ZM9 56V55H8ZM26 56V57H27ZM29 56L31 57V55L29 54ZM225 56V55H224ZM246 56V55H245ZM24 57V55H23ZM22 57V58H23ZM24 57V58H26ZM222 56L218 54L217 58H219ZM226 57V56H225ZM223 57V58H225ZM229 57V56H228ZM231 57V56H230ZM229 57V58H230ZM233 57V56H232ZM241 57V56H240ZM259 57V56H258ZM261 57V56H260ZM192 59L194 57H191ZM200 58H203V57H200ZM228 58V59H229ZM244 58V57H243ZM240 61H242V59ZM256 58V57H255ZM184 59V58H182ZM187 59V58H186ZM190 59V58H188ZM220 59V58H219ZM217 59V60H219ZM227 59V58H225ZM260 59V58H259ZM27 60V59H26ZM200 60V59H199ZM216 60V59H215ZM235 60V59H234ZM233 60V61H234ZM257 60V59H256ZM221 61V60H220ZM232 61V60H231ZM244 61V59H243ZM242 61V62H243ZM26 62V61H25ZM28 62V61H27ZM190 62V61H189ZM188 62V64H189ZM227 62V61H226ZM230 61L228 60L227 63H229ZM32 63V62H31ZM177 63V62H176ZM184 63L186 64V60L184 61ZM216 63V62H215ZM218 63V62H217ZM222 63V62H221ZM221 63L218 64L221 65ZM225 63V61H224ZM235 63V62H234ZM233 63V64H234ZM29 64V63H27ZM35 64V63H34ZM197 64V66H199V62L195 63ZM214 64V63H213ZM236 64V63H235ZM238 64V63H237ZM179 65V64H177ZM228 65V64H226ZM231 65V63H230ZM227 66V67H230ZM244 65V64H242ZM242 65H239V67H241ZM183 66V65H182ZM185 66V65H184ZM183 66V67H184ZM187 66V65H186ZM190 66H191V63H190ZM215 66V64H214ZM213 66V67H214ZM217 66V64H216ZM225 65H223L224 67ZM232 66V65H231ZM253 66V65H252ZM226 67V66H225ZM244 67V66H243ZM241 67V68H243ZM32 68V67H31ZM178 68V67H177ZM176 68V69H177ZM186 68V67H184ZM190 68H193L190 67ZM189 70H192L190 69ZM201 68V67H200ZM206 68V67H205ZM221 67H219L218 69L220 70ZM231 68V67H230ZM235 65H234V68H232L233 70L235 69ZM12 69V68H11ZM10 69V70H11ZM181 69V68H180ZM196 69V66L195 68ZM199 68L196 69V72L198 73ZM223 69H226V68H223ZM259 69V67L257 68ZM178 70V69H177ZM184 70H188V69H181L179 71V73ZM232 70V71H233ZM239 70V69H238ZM32 71V69H31ZM193 71V70H192ZM191 71V72H192ZM234 71H237V70H234ZM241 71V69L239 70ZM238 71V72H239ZM264 71V70H263ZM14 72V71H13ZM11 72V74L13 73ZM173 72V71H172ZM176 72V71H175ZM174 72V73H175ZM178 72V71H177ZM186 72V71H185ZM213 72V71H212ZM216 72V71H215ZM214 72V73H215ZM238 72L237 75L239 74ZM218 73V71H217ZM226 73V72H225ZM224 73V74H225ZM243 73V71H242ZM241 73V75H242ZM245 73V72H244ZM243 73V74H244ZM200 74V73H199ZM198 74V75H199ZM223 74V75H224ZM250 74V72L248 73V75ZM183 75V74H182ZM185 75V74H184ZM236 75V74H235ZM101 76H104L102 78V80L100 81L99 83V80H100V77ZM193 76V75H192ZM192 76L190 77L191 79ZM200 76V75H199ZM216 76V74H215ZM218 76V75H217ZM226 76V75H225ZM224 76V78H225ZM251 76V75H250ZM249 76V77H250ZM188 77V76H187ZM221 77V76H220ZM219 77V78H220ZM243 77V76H242ZM240 77L239 75V78H242ZM252 77V76H251ZM198 78V77H197ZM223 78V76H222ZM231 78V77H229ZM247 78V76H246ZM62 79V78H61ZM187 79V78H186ZM203 80V78H200ZM215 79V78H214ZM221 79V78H220ZM219 79V80H220ZM199 80V79H197ZM196 80V81H197ZM201 80V81H202ZM253 80V79H252ZM62 81V80H61ZM61 81L59 83H61ZM176 81V80H175ZM194 81V80H193ZM200 81V80H199ZM215 83L217 80H214ZM212 81V82H214ZM227 81V80H225ZM224 81V83H225ZM250 81V80H249ZM248 81V82H249ZM178 82V81H177ZM184 82V81H183ZM187 82V81H186ZM185 82V83H186ZM192 81H189L188 84H190ZM203 82V81H202ZM223 83V80L221 81ZM234 82V81H232ZM239 82V80H238ZM246 81V83H248ZM173 85L176 83L172 82ZM193 83V82H192ZM196 83V82H195ZM194 83V84H195ZM209 83V82H208ZM227 83V82H226ZM230 83V81H229ZM228 83V85H229ZM243 83V82H242ZM254 83V82H253ZM64 84V83H62ZM98 84V85H97ZM192 84L191 86H187L189 89L192 88V86L194 85ZM206 84V82H205ZM251 84V83H250ZM177 85V84H176ZM187 85V84H186ZM207 85V84H206ZM226 85V84H225ZM225 85L223 88H225ZM254 85V84H253ZM175 86V85H174ZM179 86V85H178ZM177 86V88H178ZM185 86V85H184ZM214 86V85H213ZM237 86V85H236ZM239 86V84H238ZM240 86H242V84L240 83ZM239 86V87H240ZM176 87V86H175ZM180 87V86H179ZM186 87V86H185ZM186 87V88H187ZM197 87V86H196ZM195 87V88H196ZM215 87V86H214ZM222 87V86H221ZM237 87V89L239 88ZM185 88V89H186ZM207 88V87H206ZM180 89V88H179ZM178 89V90H179ZM184 89V90H185ZM208 89V88H207ZM210 89V87H209ZM222 89V88H221ZM183 90V89H181ZM183 90V91H184ZM188 90V89H187ZM225 90V89H224ZM227 90V88H226ZM259 90V89H258ZM30 91V90H29ZM33 91V90H32ZM31 91V93H32ZM60 91V89H59ZM62 91V90H61ZM201 91V90H199ZM247 91V90H246ZM257 91V90H256ZM255 91V92H256ZM264 91V90H263ZM206 94L205 91H202ZM210 92V91H209ZM260 92V91H258ZM34 93V92H33ZM60 93V92H59ZM179 93V92H177ZM187 93L184 91V94ZM183 94V95H184ZM198 94H201V92H199ZM198 94L195 95L194 97H198ZM203 94V95H205ZM257 94V93H256ZM260 94V93H258ZM182 95V97H184ZM241 95V94H240ZM243 95H245L243 93ZM249 95V94H248ZM247 95V96H248ZM263 94H260V96L257 97L260 98ZM177 96V97H176ZM187 96V94H186ZM185 96V97H186ZM189 96V95H188ZM224 96V95H223ZM239 96V95H237ZM252 96L254 97L255 95L252 94ZM251 96V97H252ZM256 96H255V99H256ZM30 97V95H29ZM202 99H203V96H201ZM200 95H199V98H201ZM213 97V96H212ZM245 96H242V98H244ZM252 97V98H253ZM173 98V102L171 101V99ZM188 98V97H187ZM209 98V97H208ZM211 98V96H210ZM246 98V97H245ZM244 98V99H245ZM194 99V98H192ZM202 99H198V102L199 100L201 101ZM217 99V98H216ZM236 99V98H235ZM261 99V98H260ZM29 100V99H28ZM159 100H162V102H160ZM186 100V98H185ZM189 100V98H188ZM195 100V99H194ZM212 100V99H211ZM247 100V98H246ZM264 100V98H263ZM192 101V100H191ZM190 101V102H191ZM203 101V100H202ZM200 102V103H203V102ZM210 102V100H208ZM207 101V102H208ZM214 101V100H213ZM251 101V100H249ZM188 102V101H186ZM197 102V100H196ZM206 102V100H205ZM206 102V103H207ZM218 102V101H217ZM226 102V101H225ZM245 102V101H244ZM254 102V101H253ZM262 102V100H261ZM30 103V102H29ZM189 103V102H188ZM212 103V102H211ZM242 103V102H241ZM249 103V102H248ZM255 103V102H254ZM264 103V102H263ZM34 104V103H33ZM185 104V103H184ZM194 104V103H192ZM231 104V103H230ZM229 104V105H230ZM36 105V104H35ZM199 106L198 110L202 107L200 106L199 104H197ZM204 105V103H203ZM251 105V104H249ZM32 106V105H31ZM193 106V105H192ZM210 106V105H209ZM212 106V105H211ZM228 106V105H227ZM261 106V105H260ZM264 106V105H263ZM37 107V106H36ZM185 107V108H184ZM194 107V106H193ZM205 107H208V105L206 104V106L204 105V108ZM249 107V106H248ZM254 107V106H253ZM31 108V107H30ZM196 108V107H195ZM212 108V107H211ZM220 108V107H219ZM218 108V109H219ZM222 108V107H221ZM220 108V110H221ZM225 108V107H224ZM243 108V106H242ZM258 108V107H257ZM261 108V107H260ZM39 109V108H38ZM202 109V108H201ZM210 109V108H209ZM231 109V108H230ZM255 109V107H254ZM253 108L251 109L254 110ZM262 109V108H261ZM35 110V108H34ZM51 108L49 109V112H50ZM211 110V109H210ZM87 111H91V114L87 117V121L85 123V128H84V131L83 133H81L80 137L78 138L79 141L77 140V144L74 145L73 144V139H72V136H73V132L74 130L76 129V125H75V120L78 116H81L83 114V112H86ZM186 111H188L186 109ZM190 111V110H189ZM200 111V110H199ZM205 111V110H203ZM208 111V110H207ZM264 111V110H263ZM201 112V111H200ZM221 112H223V108L221 110ZM256 112H258L256 110ZM47 113V112H46ZM53 113V114H54ZM202 113V112H201ZM206 113V112H205ZM217 113V112H215ZM228 113V112H227ZM260 113H263L260 111ZM48 114H51V113H48ZM98 115V117H96L95 119L91 118V116L93 115ZM204 114V112H203ZM196 115V114H194ZM49 116V115H48ZM55 116V115H54ZM55 116V117H56ZM86 116V115H85ZM197 116V115H196ZM199 116V114H198ZM202 117V115H200ZM207 116V114H206ZM212 116V115H211ZM217 116V115H216ZM53 117V116H52ZM190 117V116H189ZM188 117V118H189ZM192 117V116H191ZM205 117V116H204ZM219 117V116H217ZM222 117V116H221ZM224 117V116H223ZM238 117V116H237ZM240 117H241V114H240ZM193 118V117H192ZM213 119V117H211ZM210 118V119H211ZM10 119V118H9ZM200 120V118H198ZM204 119V118H202ZM206 119V117H205ZM208 119V120H210ZM237 119V118H236ZM52 120V119H51ZM79 120V119H78ZM184 120V121H183ZM191 119H188V121H190ZM193 120V119H192ZM191 120V121H192ZM207 120V119H206ZM207 120V121H208ZM214 120V119H213ZM212 120V122H214ZM242 120V119H241ZM3 121V120H2ZM8 121V120H7ZM32 121V120H31ZM95 121V122H94ZM186 121V122H188ZM196 121V120H195ZM237 121V120H236ZM4 122V121H3ZM83 122V121H82ZM81 122V123H82ZM185 122V123H186ZM197 122V121H196ZM200 123V121H198ZM209 122V121H208ZM240 124H241V121H239ZM251 122V121H250ZM1 123V122H0ZM189 123V122H188ZM236 123V122H234ZM182 124V125H181ZM191 124V123H190ZM189 124V125H190ZM213 124V123H212ZM210 124V125H212ZM217 124V123H216ZM214 124V125H216ZM219 124V122H218ZM238 124V121L237 123ZM247 124V123H246ZM245 124V126H246ZM249 124V123H248ZM49 125V123H48ZM78 125V124H77ZM197 125V124H196ZM213 125V126H214ZM227 125V124H226ZM251 125V124H250ZM47 126V125H46ZM82 126V125H81ZM188 126V125H187ZM198 126V125H197ZM203 126V125H202ZM217 126V125H216ZM223 126V125H222ZM228 126V125H227ZM233 126H235L233 124ZM245 126H243L242 128H244ZM257 126V125H256ZM259 126V125H258ZM257 126V127H258ZM194 127V126H192ZM207 127V126H206ZM212 127V126H211ZM248 127V126H247ZM46 128V127H45ZM184 128V127H182ZM191 128V127H190ZM199 128V127H197ZM203 128V127H202ZM230 128V127H229ZM228 128V129H229ZM249 128V127H248ZM192 129H195V128H191V131ZM205 129V128H204ZM251 129V127H250ZM253 129V128H252ZM251 129V130H252ZM79 130V129H78ZM190 129L188 128L186 130V133H187V137H188V132ZM196 130V129H195ZM224 130V129H222ZM245 130V129H244ZM247 130V129H246ZM249 130V129H248ZM46 131V130H45ZM190 131V133H191ZM234 131V130H233ZM253 131V130H252ZM255 131V130H254ZM41 132V131H40ZM76 132V131H75ZM208 132V131H207ZM206 132V133H207ZM217 132V131H216ZM215 132V133H216ZM223 132V131H222ZM256 132V131H255ZM258 132V131H257ZM185 133V132H183ZM193 133V131H192ZM214 134V132H212ZM241 133V132H239ZM234 134V133H233ZM237 134V133H235ZM250 134V133H249ZM257 134V133H256ZM209 135V134H208ZM7 136V135H6ZM76 136V135H75ZM79 136V135H78ZM144 137L142 139V137ZM179 136V137H178ZM182 136V137H181ZM192 136V135H191ZM230 136V134L228 135ZM247 136V135H246ZM253 136V135H252ZM258 136V135H257ZM260 136V135H259ZM258 136V137H259ZM263 136V135H262ZM181 137V138H180ZM193 137H194V134H193ZM192 137V138H193ZM219 137V135H218ZM231 137V136H230ZM238 137V136H237ZM184 138V137H183ZM229 138V137H228ZM247 138V137H246ZM251 138V137H250ZM255 138V136H254ZM76 139V138H75ZM74 139V140H75ZM186 140V138H184ZM201 139V138H200ZM205 139V138H204ZM207 139V138H206ZM260 139V137H259ZM263 139V138H262ZM261 139V140H262ZM39 140V138H38ZM184 140V141H185ZM226 140V139H225ZM242 140V139H241ZM254 140V139H253ZM199 141V140H198ZM203 141V139H202ZM201 143H204L202 142ZM205 141V140H204ZM256 141V139L254 140ZM254 141H252L254 143ZM260 141V140H259ZM263 141V140H262ZM35 142V141H34ZM32 142V144L34 143ZM132 142V141H131ZM174 142V141H173ZM183 142V140H182ZM221 142V141H220ZM219 142V144H220ZM224 141H222L223 143ZM230 142V141H229ZM251 142V146L253 145V143ZM258 142V141H257ZM5 143V142H4ZM38 143V142H37ZM178 143V142H177ZM187 143V141H186ZM207 143V142H206ZM213 143V142H212ZM217 143V142H216ZM233 143V142H232ZM242 143V141H241ZM245 143V142H244ZM243 143V145H245ZM36 144V143H35ZM215 144V143H214ZM212 145L213 147H215V145ZM238 144V143H237ZM257 144V143H256ZM4 145V144H2ZM181 145V144H180ZM205 145V144H204ZM224 145V144H223ZM223 145H219V146H223ZM229 145V144H228ZM231 145V144H230ZM229 145V146H230ZM235 145V144H233ZM242 145V144H241ZM187 146V145H186ZM185 146V148H186ZM208 147V144L206 145ZM239 146V145H237ZM255 146V145H254ZM184 147V146H183ZM188 147V146H187ZM218 147V146H217ZM241 147V146H240ZM248 147V146H247ZM247 150H249L250 148H247ZM260 147V146H259ZM262 147V145H261ZM151 148V147H150ZM175 148V147H174ZM199 148V147H198ZM203 148V147H202ZM205 148V147H204ZM221 148V147H220ZM222 148H226V147H222ZM221 148V149H222ZM254 148V147H253ZM20 149V148H19ZM213 149V148H212ZM211 149V150H212ZM217 149V148H216ZM220 149V150H221ZM228 149V148H227ZM230 149V147H229ZM237 149V148H236ZM239 149V148H238ZM237 149V151H238ZM243 149V148H241ZM22 150V149H20ZM149 150V149H148ZM184 150V149H182ZM188 151V149H186ZM214 150V149H213ZM225 150V149H224ZM233 150V149H231ZM25 151V150H23ZM30 151V150H29ZM33 151V150H32ZM36 151V150H35ZM186 151V152H187ZM204 151V150H203ZM235 151V150H234ZM233 151V152H234ZM254 151V149H253ZM22 152V151H21ZM31 152V151H30ZM37 152V151H36ZM149 153L150 150L148 151ZM166 152V151H165ZM165 152H162V153H165ZM206 153V151H204ZM218 152V150L216 151V153ZM229 152V150H228ZM246 152V151H245ZM245 152H240L239 153H245ZM251 153V151H248V153ZM29 153V152H28ZM127 153V152H126ZM221 153V152H220ZM225 152L222 151V155L224 154ZM227 153V152H226ZM230 153V152H229ZM227 153V154H229ZM236 153V151H235ZM238 153V154H239ZM247 153V154H248ZM249 153V154H250ZM262 153V151H261ZM260 153V154H261ZM171 154V153H170ZM192 154V153H191ZM208 154V152H207ZM206 154V155H207ZM233 154V153H232ZM256 154V153H255ZM254 156H256L257 154H259L257 152V154ZM139 155V154H138ZM220 155V154H219ZM263 156V154H261ZM184 156H186V154H184ZM184 156H180L181 158H183ZM225 156V155H224ZM235 156L239 157L238 155L235 154ZM250 156V155H249ZM139 157V156H137ZM143 157V156H142ZM163 157H165L163 155ZM167 157V156H166ZM173 157V156H172ZM179 157V156H178ZM217 157V156H216ZM226 157V156H225ZM224 157V158H225ZM232 157V156H231ZM230 157V158H231ZM29 158V157H28ZM144 158V157H143ZM142 158V159H143ZM155 158V157H154ZM171 158V157H170ZM177 158V157H175ZM196 159V156L194 157ZM193 158V159H194ZM228 158V157H227ZM243 160H244V157H242ZM247 158V157H245ZM250 157H248L247 159H249ZM257 158V156H256ZM255 158V159H256ZM262 158V157H261ZM264 158V157H263ZM27 159V158H26ZM37 159V158H35ZM174 159V158H173ZM186 159V158H185ZM234 159H237V161L239 160V158H234ZM69 160V162L67 161ZM171 160V159H170ZM180 160V159H178ZM206 160V159H204ZM210 160V159H209ZM219 161V159H217ZM217 160L215 162H217ZM223 160V158H222ZM241 160V159H240ZM260 159L258 158V161ZM175 161V160H174ZM196 161V160H195ZM213 161V160H212ZM226 161V160H225ZM230 161V160H229ZM235 161V160H234ZM255 161V160H254ZM263 161V160H262ZM66 162H68V167L67 169L64 168V165L66 164ZM138 162V161H137ZM179 162V161H178ZM177 162V163H178ZM184 162V161H182ZM188 161H186L187 163ZM214 162V161H213ZM222 163L224 162L221 161ZM220 162V163H221ZM236 162V161H235ZM246 162V161H245ZM260 162V161H259ZM258 162V163H259ZM95 164L94 166H92L91 164ZM169 163V162H168ZM175 163V162H173ZM171 163V164H173ZM219 163V164H220ZM242 163V162H241ZM240 163V164H241ZM248 163V162H247ZM250 163V162H249ZM257 163V162H256ZM255 163V164H256ZM261 163V162H260ZM165 163H163V165H165ZM184 164V163H183ZM182 164V165H183ZM199 164V162H198ZM206 164V163H205ZM229 164V162H228ZM237 163H235L236 165ZM253 164V165H255ZM168 165V164H167ZM187 165V164H185ZM197 165V164H196ZM213 165V164H212ZM217 164H215L216 166ZM227 165V163H226ZM231 165V164H230ZM234 165V163H233ZM239 165V164H238ZM246 165V164H245ZM250 165V164H249ZM253 165H251V167H254ZM262 165V164H261ZM139 166V165H137ZM156 166V165H155ZM171 166V165H170ZM177 166V165H176ZM175 166V168H176ZM188 166V165H187ZM191 166V165H189ZM220 166V165H219ZM225 166V165H224ZM232 166V165H231ZM242 166V165H241ZM247 166V165H246ZM245 166V167H246ZM165 167V166H164ZM163 167V168H164ZM174 167V166H172ZM180 166L177 167V169L179 168ZM204 167V166H203ZM207 167V166H205ZM209 167V166H208ZM218 167V166H217ZM244 167V166H243ZM137 168V167H136ZM162 168V169H163ZM181 168V167H180ZM191 168V167H190ZM199 168V167H198ZM212 168V166H211ZM210 168V169H211ZM221 168V167H220ZM235 168V167H234ZM236 168L237 165H236ZM258 169L256 170V172L260 173V170L257 167H255V169ZM66 169V170H64ZM153 169V168H152ZM169 169V168H168ZM222 169V168H221ZM227 169H228V165H227ZM249 169V168H248ZM247 169V170H248ZM251 169V168H250ZM132 170V169H131ZM155 170V168L153 169ZM152 170V171H153ZM180 170V169H179ZM212 170V169H211ZM245 170V169H244ZM160 171V169L158 170ZM164 171V170H163ZM172 171V170H171ZM170 171V172H171ZM181 171V170H180ZM187 171V170H186ZM185 171V172H186ZM190 171V170H188ZM202 171V170H201ZM207 171V170H206ZM215 171V169L213 170ZM212 171V172H213ZM246 171V170H245ZM250 170H248L249 172ZM136 172V171H135ZM183 172V171H182ZM212 172L210 174H212ZM216 172V171H215ZM219 172V171H218ZM221 172V170H220ZM223 172V171H222ZM229 172V171H228ZM252 172V170H251ZM255 172V170H254ZM254 172L253 175H254ZM264 172V171H263ZM260 173V174H263ZM24 173V172H23ZM134 173V172H133ZM159 173V172H157ZM164 173V172H163ZM167 173V172H166ZM166 173H164L166 175ZM172 173V172H171ZM217 173V172H216ZM257 173V174H258ZM25 174V173H24ZM184 175V173H181ZM204 174V172H203ZM209 174V173H207ZM214 174V173H213ZM220 174V173H219ZM223 174V173H222ZM249 174V173H248ZM72 175V177H71ZM156 176V171H155V174ZM163 175V174H162ZM170 175V174H169ZM169 175L167 174V176L169 177ZM226 175V174H225ZM264 175V174H263ZM132 176V175H130ZM129 176V177H130ZM155 176L153 177V179L155 178ZM171 176V175H170ZM205 176V174H204ZM211 177H213V175H209ZM224 176V175H223ZM239 176V175H238ZM261 176V175H260ZM35 177V176H32V178ZM162 177V176H161ZM176 177V176H175ZM208 177V176H207ZM229 177V176H228ZM235 177L237 178V176L235 175ZM243 177V176H242ZM254 177V176H252ZM259 177V176H258ZM147 178V177H146ZM149 178V177H148ZM165 178V177H164ZM184 178V176H183ZM209 178V177H208ZM234 178V177H232ZM245 178V177H244ZM26 179V178H25ZM127 179V178H126ZM125 179V180H126ZM168 179V178H166ZM180 179V178H179ZM188 179V178H187ZM224 179V178H223ZM239 179V178H238ZM247 179V178H246ZM245 179V181H246ZM249 179V178H248ZM34 180V181H35ZM131 179L127 180V181H130ZM178 181V178L176 179ZM225 180H227V178H225ZM231 180V178H230ZM233 180H237V179H233ZM23 181V180H22ZM21 181V183H22ZM141 181H144L141 180ZM148 180H146L147 182ZM153 181V180H152ZM166 181V180H165ZM181 181V180H180ZM190 181V180H189ZM188 181V182H189ZM209 181V180H208ZM216 181V180H215ZM214 181V183H215ZM253 181V180H252ZM258 181V179H257ZM36 182V183H37ZM132 182V181H131ZM129 182V183H131ZM154 182V181H153ZM183 182V181H182ZM181 184H184L182 183ZM213 182V181H212ZM211 182V183H212ZM24 183V182H23ZM22 183V184H23ZM27 183V182H26ZM35 183V182H34ZM165 183V182H164ZM175 183V182H173ZM190 183V182H189ZM210 183V182H209ZM210 183V184H211ZM229 183V181H228ZM228 183L226 182V187L228 185ZM245 183V182H244ZM254 183V182H253ZM169 184V183H168ZM187 184V183H186ZM213 184V183H212ZM225 184V183H223ZM238 184V183H236ZM250 184V183H249ZM256 184V183H254ZM25 185V184H24ZM129 185V184H128ZM215 185V184H214ZM217 185V184H216ZM231 186V184H229ZM228 185V186H229ZM242 185V184H241ZM247 185V184H246ZM252 186V184H250ZM258 185V183L256 184ZM174 186L176 187V184H174ZM178 186V185H177ZM225 186V185H224ZM254 186V185H253ZM252 186V187H253ZM21 187V185H20ZM32 187V186H31ZM180 187V186H179ZM207 187V186H206ZM205 187V188H206ZM216 187V186H215ZM242 187V186H241ZM189 188V187H187ZM186 188V189H187ZM211 188V187H210ZM220 188V187H219ZM224 188V187H223ZM231 189H233L232 187H230ZM229 188V190H230ZM235 188V186H234ZM251 188V187H250ZM254 188V187H253ZM258 188V187H257ZM255 187V189H257ZM29 189V188H28ZM139 189V188H138ZM177 189V188H176ZM180 189V188H178ZM216 189V188H214ZM227 189V188H226ZM241 189V188H240ZM259 189V188H258ZM257 189V190H258ZM27 190V189H25ZM120 190V189H119ZM126 190V189H125ZM182 190V189H180ZM194 189L192 188V191ZM212 190V189H211ZM239 190V189H238ZM246 190V189H245ZM247 190H248V186H247ZM251 190V189H250ZM158 191V190H157ZM171 191V190H170ZM201 192V190H199ZM215 191V190H213ZM224 191V190H223ZM226 191V190H225ZM231 191V190H230ZM234 191V189H233ZM236 191V190H235ZM252 191V190H251ZM264 191V189H263ZM14 192V191H13ZM138 192V191H137ZM184 192V191H182ZM181 192V194H182ZM195 192V191H194ZM193 192V193H194ZM219 192H221L219 190ZM229 192V191H228ZM227 192V194H228ZM244 192V191H243ZM260 192V191H258ZM16 193V192H15ZM118 193V192H117ZM157 193V192H156ZM192 193V194H193ZM197 193V191H196ZM210 193V192H209ZM212 193V192H211ZM237 193H240L239 191ZM151 194V193H150ZM158 194V193H157ZM190 194H191V191H190ZM247 193H243V195L245 197ZM254 194V193H253ZM257 194V192L255 193ZM139 195V194H138ZM165 195V194H164ZM222 195V194H221ZM240 195V194H239ZM239 195L237 197H239ZM260 195H261V192H260ZM110 196V195H109ZM107 196V197H109ZM157 196V195H156ZM159 196V195H158ZM199 196V195H197ZM217 196V195H216ZM229 196V195H228ZM233 196L232 198H234L235 195H231ZM249 196V195H248ZM252 196V195H251ZM123 197V196H122ZM180 197V196H179ZM186 197V196H185ZM191 197V196H190ZM200 197V196H199ZM206 197V196H205ZM208 197V196H207ZM241 197V196H240ZM243 197V196H242ZM241 197V198H242ZM254 197V196H252ZM255 197H258L257 195ZM117 198V197H116ZM132 198V197H131ZM139 198V197H138ZM137 198V199H138ZM145 198V197H144ZM209 198V197H208ZM214 198V197H212ZM224 198V196L222 197ZM259 198V197H258ZM264 198V197H263ZM21 199V200H22ZM134 199V202L136 201L135 198ZM155 199V198H153ZM152 199V200H153ZM162 199V198H161ZM194 199H196L194 197ZM198 199V198H197ZM215 199V198H214ZM230 199V198H229ZM234 199H237V198H234ZM250 199V198H249ZM253 199V198H252ZM261 199V197H260ZM259 199V200H260ZM143 200V199H142ZM146 200V199H145ZM151 200V199H150ZM151 200V201H152ZM206 199H204L205 201ZM224 200V199H223ZM258 200V199H256ZM20 203V200H19V197L17 196V198L15 199V203L18 202ZM139 201V200H138ZM147 201V200H146ZM161 201V200H160ZM163 201V199H162ZM179 201V200H178ZM183 201V200H182ZM195 201V200H193ZM199 201V200H198ZM197 201V202H198ZM203 201V200H202ZM238 202L241 203L242 200H236ZM250 201V200H249ZM262 201V200H261ZM131 202V200H130ZM129 202V203H130ZM141 202V199L140 201ZM148 202V201H147ZM157 202V201H156ZM196 202V203H197ZM208 202V201H207ZM216 202V201H215ZM223 202V201H222ZM228 203L230 201H227ZM233 202H235L233 200ZM237 202V204H238ZM246 202V201H245ZM244 202V204H246ZM260 202V201H259ZM258 202V203H259ZM47 203H49V208L47 207L46 210H45V206L47 205ZM106 203V201H105ZM133 203V201H132ZM137 203V202H136ZM135 203V204H136ZM143 203V202H142ZM141 203V204H142ZM152 203V202H151ZM155 203V202H154ZM178 203V202H176ZM188 203V202H187ZM203 203H206V202H203ZM202 203V205H203ZM210 203V202H209ZM213 203V202H212ZM218 203V202H216ZM252 203H255V202H252ZM264 203V202H263ZM127 204V203H126ZM138 204V203H137ZM153 204V203H152ZM185 204V203H184ZM193 204V203H192ZM236 204V202H235ZM134 205V204H133ZM143 205V204H142ZM150 205V204H149ZM158 205V204H157ZM175 205V204H174ZM240 205V204H239ZM254 205V204H253ZM17 206V205H15ZM60 206H64V210L65 211H75L76 214L78 216L77 219H71V226L72 227H69V229L67 231H63L61 230L58 226V224H61V219L59 217L58 220H54L53 217H55L54 215L57 214V209L60 207ZM128 206V204H127ZM126 206V207H127ZM136 206V205H135ZM134 206V207H135ZM148 206V204H147ZM195 206V205H194ZM24 207V206H23ZM141 208V205L139 206ZM152 207V205H151ZM193 207V206H192ZM234 207V206H233ZM20 208V207H18ZM17 208V210H18ZM125 208V207H124ZM131 208V207H130ZM137 208V207H136ZM191 208V207H190ZM206 208V207H204ZM228 208H231V207H228ZM225 209V210H228ZM244 208V207H243ZM246 208V207H245ZM253 206H252V209H251V212L253 210ZM21 209V208H20ZM23 209V208H22ZM21 209V210H22ZM120 209V207H119ZM134 208H132L133 210ZM142 209V208H141ZM140 209V210H141ZM149 209V208H148ZM147 209V211H148ZM188 209V208H187ZM233 209V208H232ZM242 209V208H241ZM249 209V207H248ZM16 210V211H17ZM239 210V209H238ZM243 211H245L244 209H242ZM256 210V209H255ZM254 210V211H255ZM257 210H260L257 209ZM256 210V211H257ZM263 210V209H262ZM23 211V210H22ZM46 211L44 214L43 212ZM121 211V210H120ZM128 211V210H127ZM131 211V209L129 210V212ZM241 211V210H240ZM250 211V210H249ZM261 211V210H260ZM125 212V211H124ZM152 212V211H151ZM231 212V211H230ZM259 212V211H258ZM229 213V212H228ZM235 213V212H233ZM244 213V212H243ZM246 213V212H245ZM249 213V212H248ZM254 213V212H253ZM253 213H249L250 215L253 214ZM22 214V213H21ZM61 213H59V216H60ZM71 214V213H70ZM124 214V213H123ZM129 214V213H128ZM127 214V215H128ZM247 214V213H246ZM114 215V214H113ZM126 215V217H127ZM138 215V214H137ZM157 215V214H156ZM159 215V214H158ZM226 215V213H225ZM261 215V213H260ZM264 215V212L263 214ZM13 216V215H12ZM123 216V215H121ZM139 216V215H138ZM184 216V215H183ZM239 216V215H238ZM243 215H241L242 217ZM252 216V215H251ZM73 217H76L73 215ZM115 217V216H114ZM227 217V216H226ZM240 217V216H239ZM247 217V216H246ZM245 216L243 218H246ZM256 216H254L255 218ZM71 218V217H70ZM120 218V217H119ZM182 218V217H181ZM195 218V217H194ZM201 218V217H200ZM235 218V217H234ZM129 219L131 220V217H129ZM188 219V218H186ZM202 219V218H201ZM240 219V218H238ZM237 219V221H238ZM261 219V218H260ZM263 219V218H262ZM261 219V220H262ZM13 220V218L11 219ZM119 220V219H118ZM124 220V219H123ZM149 220V219H148ZM184 220V219H182ZM207 220V219H205ZM235 220V219H234ZM141 221V220H140ZM186 221V220H185ZM184 221V222H185ZM193 221V220H192ZM196 221V220H194ZM193 221V222H194ZM203 221V220H202ZM245 221V219L243 220ZM263 221V220H262ZM116 222V220H115ZM134 222V221H133ZM189 222V220L187 221ZM191 222V221H190ZM227 222V221H226ZM229 222V221H228ZM231 222V221H230ZM229 222V223H230ZM246 222V221H245ZM11 223V222H10ZM67 223V222H66ZM176 223V222H175ZM192 223V222H191ZM196 223V222H195ZM200 223V222H199ZM261 223V222H260ZM259 223V224H260ZM57 224V226H56ZM136 224H139V222H137ZM173 224V223H172ZM180 224V223H179ZM181 224H184V223H181ZM231 224V223H230ZM241 224V223H240ZM246 224V223H245ZM255 224V223H253ZM258 224V223H257ZM264 224V223H263ZM261 224V225H263ZM107 225V224H106ZM176 225V224H175ZM174 225V226H175ZM185 225V224H184ZM182 225V226H184ZM188 225V223H187ZM191 225V224H190ZM198 225V223L196 224ZM201 225V224H200ZM232 225V224H231ZM250 228L252 227V224H250ZM8 226V225H7ZM68 226V225H67ZM117 226V225H116ZM115 226V227H116ZM165 226V225H164ZM173 226V225H172ZM181 225H177V227ZM186 226V225H185ZM194 226V225H193ZM228 226V224H227ZM226 226V228H227ZM242 227H244L245 225H241ZM248 226V224H247ZM66 227V226H65ZM106 227V228H104ZM113 226H110L111 229ZM114 227V228H115ZM143 227V226H142ZM179 227V228H180ZM188 227V226H187ZM230 227V226H229ZM236 227V226H234ZM241 227V228H242ZM260 227V226H259ZM9 228V227H8ZM104 228V229H103ZM117 228V227H116ZM120 228V226H119ZM174 228V227H173ZM185 228V227H184ZM191 228V227H190ZM200 228V227H199ZM198 228V229H199ZM240 228V227H239ZM262 229V226L260 227ZM259 229H256L258 232H259ZM263 228H264V225H263ZM139 229V228H138ZM163 229V228H162ZM238 229V228H237ZM245 229V228H244ZM254 229V228H253ZM164 230V229H163ZM176 231V229H174ZM178 230V228H177ZM188 230H191L188 228ZM228 230V229H227ZM230 230V229H229ZM239 230V229H238ZM246 230V229H245ZM264 231V229H262ZM261 230V231H262ZM156 231V230H155ZM173 231V232H175ZM185 231V230H184ZM193 231V230H192ZM257 231L254 233L256 235ZM260 231V232H261ZM3 232V231H2ZM51 232V231H50ZM49 232V234H50ZM109 232V231H107ZM117 232V230H116ZM135 232V231H134ZM140 232V231H139ZM172 232V231H171ZM170 232V233H171ZM172 232V233H173ZM187 232V231H186ZM191 232V231H189ZM199 232V231H198ZM206 232V231H205ZM210 232V231H209ZM237 232V230H236ZM4 233V232H3ZM12 233V232H11ZM113 232H111L110 234H112ZM125 233V232H124ZM130 233V232H129ZM160 233V232H159ZM169 233V231H168ZM179 233V231H178ZM200 233V232H199ZM204 233V232H203ZM219 233V231H218ZM10 234V233H9ZM119 235V233H116ZM116 234H115V237H116ZM122 234V233H121ZM133 234V232H132ZM144 234V233H143ZM160 234H163L160 233ZM189 234V233H188ZM187 234V235H188ZM215 234V233H214ZM221 234V233H220ZM242 234V233H241ZM250 234V233H249ZM262 234V233H261ZM117 235V237H118ZM135 235V234H134ZM133 235V236H134ZM147 235V234H146ZM155 235V234H154ZM186 235V236H187ZM205 235V234H204ZM246 235V234H245ZM251 235V234H250ZM255 235L253 236V241L256 240L254 239ZM50 236V235H49ZM101 236V237H100ZM123 236V235H122ZM125 236H127L125 234ZM163 236V235H162ZM185 236V238H186ZM189 236V235H188ZM200 236H202L200 234ZM209 236V234H208ZM211 236V235H210ZM209 236V237H210ZM216 236V235H215ZM244 236V235H243ZM262 236V235H261ZM48 237V236H47ZM107 237V236H105ZM104 237V239H105ZM113 237H114V233H113ZM112 237V238H113ZM114 237V238H115ZM124 237V236H123ZM149 237V235H148ZM180 237H182V235H180ZM206 237V236H204ZM208 237V238H209ZM212 237V236H211ZM220 237V235H219ZM250 237V236H249ZM264 237V236H263ZM7 239V237H5ZM99 238L101 239L99 241ZM113 238V239H114ZM134 238V237H133ZM140 238V237H138ZM171 238V237H170ZM198 238V237H197ZM207 238V237H206ZM233 238V236H232ZM252 238V236L250 237ZM10 239V238H9ZM48 240H50L49 238H47ZM106 239L109 240V237H107ZM105 239V240H106ZM126 239V238H124ZM129 238H127L128 240ZM132 239V238H131ZM141 239V238H140ZM146 239H147V236H146ZM167 239V238H166ZM172 239V238H171ZM184 239V238H183ZM200 239V238H199ZM204 239V238H203ZM210 239V238H209ZM209 239H207L206 241H208L209 243ZM215 239V238H214ZM212 239V240H214ZM218 239V238H217ZM228 239V238H227ZM245 239V238H244ZM8 240V239H7ZM51 240H54V239H51ZM60 240V239H59ZM105 240H102L103 244L105 243L104 241ZM181 241H183L182 239H180ZM185 240V239H184ZM193 240V238H192ZM201 240V239H200ZM221 240V239H220ZM234 240V239H233ZM251 242L252 240L249 239ZM264 240V239H263ZM111 241V239H110ZM158 241V240H155V242ZM159 241H160V238H159ZM186 241V240H185ZM191 241V240H190ZM195 242L198 241V240H194ZM204 241V240H203ZM248 241V238L247 240ZM260 241V240H259ZM51 242V241H49ZM101 242V243H102ZM116 242V241H115ZM132 242V241H131ZM147 242H151V241H147ZM153 242V241H152ZM151 242V243H152ZM162 242V241H160ZM179 242V241H178ZM188 242V240L186 241ZM192 242V241H191ZM199 242V241H198ZM211 242V240H210ZM231 242V241H230ZM236 242V241H235ZM239 242V241H238ZM237 242V243H238ZM250 242V243H251ZM254 242H257V241H254ZM253 242V243H254ZM262 242V240H261ZM8 243V241H7ZM11 243V241H10ZM9 243V244H10ZM45 243H48V242H45ZM59 243V242H58ZM109 243V242H108ZM112 243V242H111ZM123 243V242H122ZM184 244L185 242H181V244ZM197 243V242H196ZM213 243V242H212ZM211 243V244H212ZM246 243V242H245ZM242 244L243 245H245ZM249 241L246 243L247 245L249 244ZM260 242H258L257 245H259ZM60 244H63V243H60ZM60 244L58 245L60 247ZM65 244V243H64ZM102 244V246H103ZM110 244V243H109ZM113 244V243H112ZM111 244V246H112ZM116 244V243H115ZM119 244V243H118ZM125 244V242H124ZM187 244V243H186ZM186 244H184L186 246ZM193 244V243H192ZM191 244V245H192ZM201 244V243H200ZM255 244V243H254ZM253 244V245H254ZM263 244V243H262ZM4 245V244H3ZM101 245V244H100ZM105 245V244H104ZM156 245V244H155ZM198 245V244H197ZM246 245V246H247ZM252 245V243H251ZM256 245V244H255ZM6 246V245H5ZM63 246V245H62ZM107 246V244H106ZM110 246V245H108ZM107 246V247H108ZM115 246V245H114ZM153 246V245H152ZM151 246V248H152ZM159 246V245H158ZM176 246V245H175ZM174 246V247H175ZM183 246V245H182ZM188 246V244H187ZM190 246V244H189ZM193 246V245H192ZM209 246V245H208ZM217 246V245H216ZM233 246V245H232ZM234 246H237L236 244ZM239 246V245H238ZM241 246V245H240ZM241 246V248H242ZM262 246V245H261ZM264 246V245H263ZM40 247V248H41ZM44 247V246H43ZM42 247V248H43ZM47 247V246H45ZM101 247V246H100ZM113 247V246H112ZM122 247V246H120ZM124 247V246H123ZM122 247V248H123ZM128 247V246H127ZM137 247V246H136ZM143 247V246H142ZM156 247V246H155ZM196 247V246H194ZM198 247V246H197ZM196 247V248H197ZM249 247V246H247ZM246 247V248H247ZM255 247H259V246H251V248H255ZM8 248V247H7ZM34 248V249H35ZM41 248V249H42ZM63 248V247H61ZM99 248V247H98ZM96 248V249H98ZM104 248L106 249V247L104 246ZM118 248V247H117ZM125 248V247H124ZM144 248V247H143ZM160 248V247H159ZM166 248V247H165ZM182 249L181 246L178 247L176 246V249ZM190 248V247H188ZM200 248V247H199ZM262 248V247H261ZM116 249V247H115ZM120 249V248H119ZM132 249V248H131ZM153 249V248H152ZM155 249V248H154ZM157 249V248H156ZM168 249V248H167ZM170 249V247H169ZM174 248H172L173 250ZM175 249V250H176ZM194 249V248H193ZM209 249V247H208ZM233 249V248H232ZM250 249V247L248 248V250ZM257 249V248H256ZM43 250V249H42ZM45 250V249H44ZM64 250V249H63ZM107 250V249H106ZM105 250V251H106ZM112 249H110L109 251H112ZM125 250V249H123ZM122 250V252H123ZM183 250V249H182ZM189 250V251H188ZM188 254H190V256L192 255V253H190V249H188ZM192 250V248H191ZM197 250V249H196ZM202 250V249H201ZM200 250V251H201ZM205 250V249H204ZM204 250L202 251L203 253H207L206 250L204 252ZM211 250V249H210ZM252 250V249H251ZM250 250V251H251ZM255 250V249H254ZM99 249L97 250V253H98ZM120 250H118V253L120 254L121 251L119 252ZM131 251V250H130ZM135 251V250H134ZM151 251V250H150ZM168 251V250H167ZM167 251H164L163 250V247L162 249H158L156 251V255L157 258L155 259L154 257L152 258L154 261L152 262V259L150 260V264L151 263H154V264H167L168 263V258L166 257L165 255V252ZM170 251V250H169ZM212 251V250H211ZM240 251V250H237V252ZM258 251V249L255 251V253ZM5 252V251H4ZM35 252V251H34ZM41 252V251H39ZM44 252V251H43ZM63 252V251H62ZM61 252V253H62ZM101 251H99L100 253ZM114 252V251H113ZM126 252V250L124 251V253ZM128 252V251H127ZM209 252V251H208ZM213 252V251H212ZM253 252V251H251ZM64 253V252H63ZM102 253V252H101ZM100 253V254H101ZM111 254H115L116 253V250H115V253H112L110 252ZM171 253V252H170ZM184 253V251H183ZM211 253V252H210ZM214 253V252H213ZM236 253V252H235ZM234 253V255H235ZM252 254L255 258L257 257V254ZM264 253V252H262ZM261 253V254H262ZM3 254V253H2ZM32 254V253H31ZM38 254V253H35V255ZM130 254V253H129ZM132 254V253H131ZM130 254V255H131ZM134 254V253H133ZM174 254V253H172ZM185 255L186 256H188ZM198 254V252H197ZM212 254V253H211ZM34 255V256H35ZM44 255H46L47 257V254L44 253ZM116 255V254H115ZM114 255V256H115ZM121 255V256H120ZM119 257L117 259H119V261L121 262L120 264H127L128 262H130V260L128 259L129 257H125L123 256L122 254H120ZM128 255V254H127ZM128 255V256H130ZM204 255V254H203ZM206 255V254H205ZM208 255V253H207ZM223 255V254H222ZM221 255V256H222ZM9 256V254H8ZM31 256V255H30ZM33 256V257H34ZM49 256V255H48ZM113 256V257H114ZM133 257V255H131ZM155 256V254H154ZM174 256V259H175V255ZM220 256V257H221ZM224 256V255H223ZM222 256V257H223ZM239 256H242V255H239ZM262 256V255H261ZM264 256V255H263ZM262 256V257H263ZM32 257V256H31ZM45 257V256H44ZM64 257V255H63ZM107 257V256H106ZM105 257V258H106ZM117 257V256H116ZM139 257V256H138ZM143 257V256H142ZM178 257V256H177ZM185 257H182L185 259ZM208 257V256H207ZM211 257V256H210ZM246 257V256H245ZM7 258V257H6ZM30 258V257H29ZM37 258V256H36ZM35 258V259H36ZM112 258V257H111ZM136 258V257H135ZM147 258V257H145ZM150 258V256H149ZM180 258V257H179ZM182 258L178 259V260H181ZM187 258V257H186ZM214 260L216 261V254L214 255ZM224 258V257H223ZM227 258V257H226ZM225 258V259H226ZM230 258V257H229ZM239 258V257H238ZM237 258V255L233 256V260L236 261L238 260ZM261 258V257H260ZM264 258V257H263ZM262 258V259H263ZM12 259V258H11ZM34 259V258H33ZM32 259V260H33ZM39 259V257H38ZM52 259V258H51ZM106 259H109L110 258H106ZM116 259V258H115ZM117 259H116V263L119 264L117 262ZM139 259V258H138ZM141 259V257H140ZM139 259V260H140ZM143 259V258H142ZM173 259V258H172ZM183 259V260H184ZM246 259V258H245ZM248 259V258H247ZM262 259L261 260H258V263H261L262 262ZM29 260V259H28ZM27 260V261H28ZM83 260V261H82ZM97 260V259H96ZM103 260V258L101 259ZM112 260V259H111ZM114 260V259H113ZM148 260V259H147ZM178 260H175L176 262ZM211 260V259H209ZM254 260V259H253ZM256 260V259H255ZM9 261V260H8ZM12 261V260H11ZM53 261V260H52ZM55 261V260H54ZM59 263H60V260H58ZM108 261V260H106ZM142 261V260H140ZM146 261V260H145ZM171 261V260H169ZM182 261V260H181ZM260 261V262H259ZM32 262V261H30ZM38 262V260H37ZM36 262V264H37ZM41 262V261H40ZM97 262V261H96ZM95 262V263H96ZM100 262V261H99ZM98 262V263H99ZM114 262V261H113ZM149 262V261H148ZM180 262V261H178ZM186 262V261H185ZM184 262V263H185ZM209 262V261H208ZM211 262V261H210ZM240 262V261H239ZM248 262V261H247ZM253 262V261H252ZM251 262V263H252ZM9 263V262H8ZM34 263V262H32ZM63 263V261H62ZM61 263V264H62ZM90 263V262H89ZM94 263V262H93ZM108 263V262H106ZM110 264H112L111 262H109ZM136 263V262H135ZM173 263V262H172ZM212 263H216V262H212ZM211 263V264H212ZM219 263V262H218ZM225 263V262H224ZM237 263V261H236ZM264 263V262H263ZM4 264V263H3ZM27 264V263H26ZM68 264V263H67ZM70 264V263H69ZM115 264V263H114ZM133 264V263H132ZM192 264V263H191ZM194 264V263H193ZM197 264V263H196ZM221 264V263H220ZM244 264H246V262H244Z\"/></svg>",
	"mask_w": 264,
	"mask_h": 264
}]
</instances>
